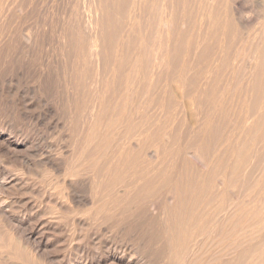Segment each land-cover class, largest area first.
Wrapping results in <instances>:
<instances>
[{"label":"bare ground","instance_id":"6f19581e","mask_svg":"<svg viewBox=\"0 0 264 264\" xmlns=\"http://www.w3.org/2000/svg\"><path fill=\"white\" fill-rule=\"evenodd\" d=\"M6 211L80 264H264V0H0V264H54Z\"/></svg>","mask_w":264,"mask_h":264},{"label":"rangeland","instance_id":"374dc122","mask_svg":"<svg viewBox=\"0 0 264 264\" xmlns=\"http://www.w3.org/2000/svg\"><path fill=\"white\" fill-rule=\"evenodd\" d=\"M250 4V3H249ZM254 22H256V24H257V21H254ZM255 23H254V25H256ZM40 105H38V107H39ZM36 108V107H35ZM32 124H33V121H32ZM55 123H52L51 124V126L53 125L54 127H51V126H49V128H46V129H44V124L43 123H37V125L36 126H38V127H36L37 129V131H38V134L36 133V135H35V138H39L38 139V141L40 142V143H42L44 146H48L49 147V149H50V145H51V141H52V144L55 142V138H57L60 134H61V131H62V123H60V122H56V126H57V124H58V128L54 125ZM41 125V126H40ZM60 125V126H59ZM44 126V127H43ZM41 127H43V128H41ZM57 128V129H56ZM42 132V133H41ZM43 132H44V135H43ZM55 132V133H54ZM52 135V136H51ZM46 136V137H45ZM49 136V137H48ZM41 138V139H40ZM46 138V139H45ZM58 138H60V137H58ZM51 139V141L49 142V140ZM42 140V141H41ZM45 143H44V142ZM48 141V142H47ZM47 142V143H46ZM58 142H61V141H58ZM62 143V142H61ZM48 144V145H47ZM50 144V145H49ZM57 145H60V143L59 144H57ZM36 168V167H35ZM38 168V167H37ZM37 170V169H36ZM38 170H39V168H38ZM37 172H40L39 174H41V170L40 171H37ZM24 198H26V197H24ZM23 213L22 212H16V211H6L5 212V217H7V218H11V221L13 222V224H15L16 225V227H18V228H16V230H17V232H19V235H24L26 238H28V239H30L29 240V243H30V246H31V248H35V249H37L41 254L43 253V254H47V255H49V256H47L48 258H49V260L50 261H52V260H55V261H52V262H54V264H80L79 262H80V260L78 261V260H71V261H73V262H71V261H67V260H65V259H63L61 256H59V257H57V255H53V253L52 252H50L49 250H51V247L50 246H48V247H44V242H46L45 240H46V238L48 237H51V236H46V235H44L42 238H41V235H40V233H37L36 231H33V232H31L30 230H29V228L28 227H30L29 226V224H33V223H36L37 224V221H36V218H34L33 220H31V221H28V222H30V223H28V222H26V224L24 223V224H22V223H20V222H18V220L19 219H22L23 218ZM19 225V226H18ZM105 233L108 235V232L107 231H105ZM39 247V248H38ZM50 248V249H49ZM45 250H46V252H45ZM51 254H50V253ZM51 257V258H50ZM56 257V258H55ZM62 258V260H61V258ZM57 261V262H56ZM65 261H67V262H65Z\"/></svg>","mask_w":264,"mask_h":264}]
</instances>
